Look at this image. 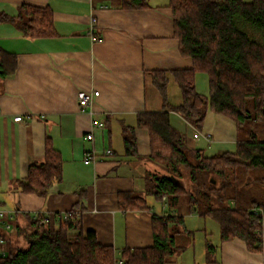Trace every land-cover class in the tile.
Segmentation results:
<instances>
[{
  "label": "crops",
  "instance_id": "1",
  "mask_svg": "<svg viewBox=\"0 0 264 264\" xmlns=\"http://www.w3.org/2000/svg\"><path fill=\"white\" fill-rule=\"evenodd\" d=\"M131 1L0 0V15L12 20L0 23V51L7 54L2 61L16 63L12 75L0 78L2 250L10 242L24 244L16 227L25 226V216L41 214L57 221L69 212L116 254L151 246V216H163L166 209L162 201L156 213L149 176L164 171L148 159L150 134L137 127V117L180 105L172 72L190 70L193 63L179 52L169 0ZM23 6L47 10L53 35H25L20 27L29 17L18 19ZM156 72L167 79L166 103L152 82ZM194 84L205 96L207 76L197 73ZM81 91L98 92L84 111L77 103ZM18 116L22 121L15 122ZM169 121L187 138L189 148L204 155L222 146L235 148L238 141L235 122L221 114L207 112L195 139V130L179 114L170 111ZM126 127L133 129L136 141L133 156L125 154ZM48 149L61 160L60 180L44 196L21 192L18 182L27 177L28 166L43 162ZM87 154L94 160L85 164ZM122 194L143 199L148 209L126 207ZM262 241V252L252 253L240 239L219 240L212 245L214 263L205 259V264H264V216Z\"/></svg>",
  "mask_w": 264,
  "mask_h": 264
},
{
  "label": "trees",
  "instance_id": "2",
  "mask_svg": "<svg viewBox=\"0 0 264 264\" xmlns=\"http://www.w3.org/2000/svg\"><path fill=\"white\" fill-rule=\"evenodd\" d=\"M168 7L179 52L191 58L193 67L172 72L182 97L180 105H165L161 112L137 117V127L150 134L148 159L164 171L150 174L151 193L155 200H167L173 207L181 200L188 213L212 219L218 225L220 242L240 239L249 252L261 253L264 203L245 204L238 191L252 175L256 184L264 185V142L250 133L247 139L237 141L233 152L207 157L188 147L187 138L171 126L169 112L179 114L197 132L207 112L230 118L238 135L251 122H264V0H169ZM20 9L18 19L29 17L20 27L25 35H53L47 10ZM5 21L12 20L0 15V23ZM5 54L0 51V78L12 75L16 68L15 59L2 61ZM197 73L207 76V96L195 89ZM151 76L166 103L165 74ZM122 132L125 154L136 155L133 129L126 127ZM60 178L61 160L48 149L43 162L28 166L27 177L18 187L23 193L44 196ZM123 197L126 207L148 209L143 199L129 194ZM25 220V226L16 227V234L27 246L7 248L0 264H166V258L175 253L174 235L179 233L172 229L179 227L188 234L183 216L152 215L151 246L125 248L116 254L112 247L97 241L94 231L83 230L73 212L57 217V221L41 214L25 216ZM213 254L214 247L207 244L208 263H214Z\"/></svg>",
  "mask_w": 264,
  "mask_h": 264
},
{
  "label": "rangeland",
  "instance_id": "3",
  "mask_svg": "<svg viewBox=\"0 0 264 264\" xmlns=\"http://www.w3.org/2000/svg\"><path fill=\"white\" fill-rule=\"evenodd\" d=\"M244 2H250L251 0H243ZM205 89V88H204ZM199 86V91H200ZM203 93V92H202ZM205 93V92H204ZM208 95V91L203 94ZM191 132V131H189ZM250 133H253L257 141L264 142V122H251L247 127H244L239 131L238 140H245L250 136ZM201 142V141H200ZM212 145V144H211ZM222 150H207L205 155L210 157L214 153H224L229 151H234L233 146H222ZM261 176L260 174H258ZM256 174V176H258ZM255 175L247 177L238 191V194L242 196L245 200V204L250 203L251 201H257L264 203V185H259L254 182ZM150 198V197H149ZM147 202L151 204L154 202V199H149ZM163 206L166 209L164 214L168 215H178L184 216V226L188 235L183 233L182 230L178 228H173L172 230L179 232L175 234V253L166 258V264H205V259L207 255V244H211L214 247L218 245L219 241V228L218 225L210 218L199 217L194 215V217L188 216V209L185 206V203L180 200L179 206H171L168 204L167 200L163 202ZM158 204V205H157ZM160 202L155 200L154 208L156 213L161 212ZM163 214V215H164ZM186 215V216H185ZM27 246L26 241L24 244H16V242H10L3 248L6 251L7 248L21 247L25 248Z\"/></svg>",
  "mask_w": 264,
  "mask_h": 264
},
{
  "label": "built area",
  "instance_id": "4",
  "mask_svg": "<svg viewBox=\"0 0 264 264\" xmlns=\"http://www.w3.org/2000/svg\"><path fill=\"white\" fill-rule=\"evenodd\" d=\"M98 96V92H85V91H81L77 94V103H78V107L80 111H84L85 109L89 108L92 105L93 100L95 99V97ZM15 122H20L22 121V118L20 116L14 118ZM99 126H101V124H98ZM92 134H88L87 135V139H92ZM199 137V133L197 131L194 132L193 134V138H198ZM107 155H111L112 152L110 150H107L105 152ZM94 160V156L87 154L85 155L84 158V163L88 164L91 161ZM5 216V213L3 211L0 210V229L3 226V218ZM5 228H8V226H5ZM4 244V239L0 234V256L4 255V251L2 250V246Z\"/></svg>",
  "mask_w": 264,
  "mask_h": 264
}]
</instances>
